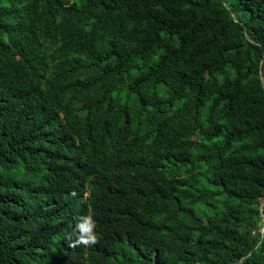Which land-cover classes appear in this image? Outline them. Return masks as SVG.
Instances as JSON below:
<instances>
[{"label":"trees","instance_id":"1","mask_svg":"<svg viewBox=\"0 0 264 264\" xmlns=\"http://www.w3.org/2000/svg\"><path fill=\"white\" fill-rule=\"evenodd\" d=\"M86 191L71 247L42 199ZM262 229L264 0H0V264H264Z\"/></svg>","mask_w":264,"mask_h":264},{"label":"clouds","instance_id":"2","mask_svg":"<svg viewBox=\"0 0 264 264\" xmlns=\"http://www.w3.org/2000/svg\"><path fill=\"white\" fill-rule=\"evenodd\" d=\"M63 194L55 195L53 197H49V195L47 198L42 199L46 211L49 214H52L56 209L59 208L62 200L66 201L71 214H76L78 216L77 219L83 221V223L80 222L77 225L80 234L78 238L72 244H70V246L75 247L78 244L89 245L95 243V222L93 221V214L91 213L93 207L91 202L88 201L89 192L86 191L82 199L76 196L70 198L62 197ZM73 195H75V193H73Z\"/></svg>","mask_w":264,"mask_h":264},{"label":"rangeland","instance_id":"3","mask_svg":"<svg viewBox=\"0 0 264 264\" xmlns=\"http://www.w3.org/2000/svg\"><path fill=\"white\" fill-rule=\"evenodd\" d=\"M261 233H264V232H263V229L261 230Z\"/></svg>","mask_w":264,"mask_h":264},{"label":"water","instance_id":"4","mask_svg":"<svg viewBox=\"0 0 264 264\" xmlns=\"http://www.w3.org/2000/svg\"><path fill=\"white\" fill-rule=\"evenodd\" d=\"M263 232H264V230H263Z\"/></svg>","mask_w":264,"mask_h":264}]
</instances>
